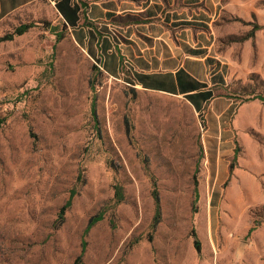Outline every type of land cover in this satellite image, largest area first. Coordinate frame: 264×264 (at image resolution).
Here are the masks:
<instances>
[{"label":"rangeland","instance_id":"1","mask_svg":"<svg viewBox=\"0 0 264 264\" xmlns=\"http://www.w3.org/2000/svg\"><path fill=\"white\" fill-rule=\"evenodd\" d=\"M45 4L0 14V264H264V0L213 50L224 82L191 64L201 112L133 82L124 29L108 56Z\"/></svg>","mask_w":264,"mask_h":264},{"label":"crops","instance_id":"2","mask_svg":"<svg viewBox=\"0 0 264 264\" xmlns=\"http://www.w3.org/2000/svg\"><path fill=\"white\" fill-rule=\"evenodd\" d=\"M41 2L55 9L64 29L76 33L78 44L99 45L101 53L108 56L114 54L116 42L112 31L124 29L127 33L123 40L124 55L138 69L133 74V82L144 88L136 81L137 75L164 80L181 69L204 83L199 73L191 68L193 63L206 69L214 66L216 72L212 77L222 76L219 75L216 84L226 80L223 67L218 63L223 64L221 58L228 52H214V48L224 38L230 17L244 16V0H0V14L8 16L25 8H35ZM188 30L193 31L192 39L176 45L162 39L164 31ZM114 56L120 59L119 55Z\"/></svg>","mask_w":264,"mask_h":264},{"label":"trees","instance_id":"3","mask_svg":"<svg viewBox=\"0 0 264 264\" xmlns=\"http://www.w3.org/2000/svg\"><path fill=\"white\" fill-rule=\"evenodd\" d=\"M32 26L25 24L17 28L16 32L14 33V36H22L25 33H27ZM257 30H260V27H257ZM13 36L9 37L7 40H11ZM61 39V38H59ZM155 77L153 76H146V75H137L136 81L142 83L146 88L151 89H157V90H163L167 91L171 94L176 95H185L186 98L189 100V102L194 106V108L201 112L202 109V103H207L211 99H213V90L209 88V86L205 83L199 82L195 80L191 75H189L185 70L181 69L179 70L175 76H167L164 78V80L159 79H153ZM146 80H155L157 83H148ZM219 82H224L223 80H220ZM264 100V99H262ZM237 160V156L235 157V162ZM233 170V167H232ZM75 196V193H72L71 198L69 201L65 204V206L62 208L60 213V219L64 220L65 214L67 210L72 205V199ZM154 198L156 203V218H155V226H157L160 223L161 219V203H160V197L157 192V190L154 191ZM198 200V196L196 194V202ZM100 220H102L101 216H97L93 218L87 229L86 233H88L91 228L98 223ZM255 228H252L249 231V235L254 231ZM86 244L83 243V249H85ZM195 246L197 250H200V243L197 240V237L195 235Z\"/></svg>","mask_w":264,"mask_h":264}]
</instances>
